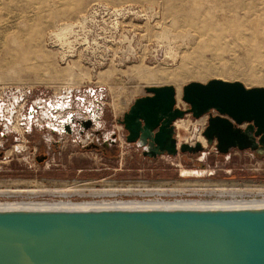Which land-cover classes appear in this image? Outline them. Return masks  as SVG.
<instances>
[{
  "label": "rangeland",
  "instance_id": "374dc122",
  "mask_svg": "<svg viewBox=\"0 0 264 264\" xmlns=\"http://www.w3.org/2000/svg\"><path fill=\"white\" fill-rule=\"evenodd\" d=\"M211 79L264 87V0H0V100H10L7 87L71 89L74 113L94 106L98 116L84 146L44 123L3 135L0 121V202L52 198L54 189L77 201L152 198L156 189L173 199H264V153H219L203 136L207 114L175 123L178 143L200 142L199 153L149 158L125 140L118 119L146 86L172 85L186 109L183 86ZM114 131L119 140L102 143Z\"/></svg>",
  "mask_w": 264,
  "mask_h": 264
},
{
  "label": "water",
  "instance_id": "95a60500",
  "mask_svg": "<svg viewBox=\"0 0 264 264\" xmlns=\"http://www.w3.org/2000/svg\"><path fill=\"white\" fill-rule=\"evenodd\" d=\"M145 90L118 119L143 156L199 153L198 142L177 148L175 121L189 113L209 115L203 136L219 153H264V87L192 81L183 86L186 109L172 85ZM0 264H264V204H0Z\"/></svg>",
  "mask_w": 264,
  "mask_h": 264
},
{
  "label": "built area",
  "instance_id": "2783aa9c",
  "mask_svg": "<svg viewBox=\"0 0 264 264\" xmlns=\"http://www.w3.org/2000/svg\"><path fill=\"white\" fill-rule=\"evenodd\" d=\"M4 92L10 93L11 97L10 100L7 101L2 99L0 100V104H2V109H0V121H2L3 125V135H10L14 132L15 128L14 125H18L19 129H23L22 133H29L32 131V127H42L43 123L45 126H47L52 132H55L57 134H63L62 132H58V128H54L50 122V117H47V115H43V112H47L49 115H54L59 108H53V102L59 100V99H65L70 102L71 105V111L72 115L74 116L73 121L69 122L68 125L64 126V131H66V127L71 132H76L79 135L81 145H85L86 143H92L94 141L93 137L90 138L89 129L93 128L95 126V121L98 118L97 115L94 114V106L90 107L87 106L86 109L82 110L81 113H74L73 111V97L75 95V92L73 90L69 89V91L63 90L62 92H58L57 95H46L43 93H35L30 88H24V87H7L3 88ZM79 93V92H78ZM55 106V105H54ZM49 108V109H48ZM90 110V111H86ZM84 112V114H83ZM45 117V118H44ZM77 117H83L84 119L77 118ZM91 121V125L89 128L84 130L81 127H78V125H81L82 121ZM92 126V127H91ZM67 132V131H66ZM64 133V135L66 134ZM110 136H104L102 139V143L104 144H112L116 143L117 140H119V136L116 135L115 131L109 134ZM98 140V139H97ZM178 146V145H177ZM179 148V146L177 147ZM60 189H54L52 193V198H42L37 200H24V199H17L15 201H6V202H0V203H25V202H37L42 204H50V203H56V202H93V203H104V204H110V203H123V202H133V201H141V202H148V201H155V202H175V201H198V202H218V201H233V199H212L208 200L203 194L196 193V194H187L186 197L180 198V199H173L171 197V194L167 192L166 189H156L155 196L150 198L147 194L143 196L141 199L137 200H116V199H91V200H81L77 201L75 199H72V194L64 193L60 194L58 191ZM62 191V190H61ZM151 191V190H150ZM149 193V192H146ZM151 193V194H152ZM253 200V199H251ZM235 201H247V200H238L235 199Z\"/></svg>",
  "mask_w": 264,
  "mask_h": 264
},
{
  "label": "bare ground",
  "instance_id": "6f19581e",
  "mask_svg": "<svg viewBox=\"0 0 264 264\" xmlns=\"http://www.w3.org/2000/svg\"><path fill=\"white\" fill-rule=\"evenodd\" d=\"M193 27H194L195 30H197V26L194 25ZM52 104H53L52 105L53 108H59V110H57L54 115H51V114L49 115L47 112H43V115H47V117H50V122L49 123H51L54 128H58V132L59 133H61V132L65 133L64 126L68 125L69 122L73 121V118H74V116L72 114H69L68 116L66 114L64 115V111L70 108L69 107L70 102H68V100H65V99H59V100L55 101V103L53 102ZM0 109H2V104H0ZM77 118H79V117H77ZM81 119H84V118H81ZM176 121H175V123H176ZM97 122L98 121L96 120L95 123H97ZM68 127H69V125H68ZM198 143H200V142H198ZM177 145L180 146L181 144H179L178 141H177ZM175 202L180 203V204L181 203H188V204H201V203H203V202H198V201H175ZM228 202H232V203L244 202V203H247V204H260V205H262V204H264V199H262V200L253 199V200H247V201H235V200H233V201H228ZM128 203L158 204V203H167V202H155V201H148V202L139 201L138 202V201H133V202H128ZM217 203H226V202L225 201H218ZM0 204H5V203H0ZM6 204H9V202H7ZM24 204L26 206L43 205L42 203H37V202H25ZM89 204H94V203L93 202L92 203L91 202H67V201L50 203V205L65 207L67 209H69V208L70 209L71 208L72 209L79 208L81 206H85V205H89Z\"/></svg>",
  "mask_w": 264,
  "mask_h": 264
},
{
  "label": "flooded vegetation",
  "instance_id": "af4514ba",
  "mask_svg": "<svg viewBox=\"0 0 264 264\" xmlns=\"http://www.w3.org/2000/svg\"><path fill=\"white\" fill-rule=\"evenodd\" d=\"M45 159H46L45 154H42V156L40 158L38 157V160H41V161H45Z\"/></svg>",
  "mask_w": 264,
  "mask_h": 264
}]
</instances>
